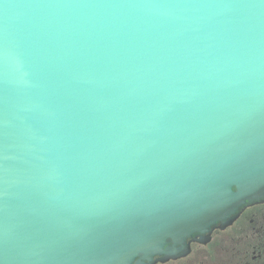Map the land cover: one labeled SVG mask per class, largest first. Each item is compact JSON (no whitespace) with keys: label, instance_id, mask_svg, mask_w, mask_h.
<instances>
[{"label":"water","instance_id":"obj_1","mask_svg":"<svg viewBox=\"0 0 264 264\" xmlns=\"http://www.w3.org/2000/svg\"><path fill=\"white\" fill-rule=\"evenodd\" d=\"M261 198L264 0H0V264H152Z\"/></svg>","mask_w":264,"mask_h":264},{"label":"flooded vegetation","instance_id":"obj_2","mask_svg":"<svg viewBox=\"0 0 264 264\" xmlns=\"http://www.w3.org/2000/svg\"><path fill=\"white\" fill-rule=\"evenodd\" d=\"M178 249L156 255L152 264H264V198L246 201L225 224L194 233Z\"/></svg>","mask_w":264,"mask_h":264}]
</instances>
